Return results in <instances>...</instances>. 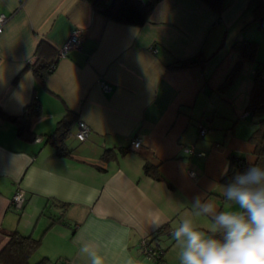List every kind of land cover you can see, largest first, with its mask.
<instances>
[{
    "label": "crops",
    "instance_id": "0c3cea01",
    "mask_svg": "<svg viewBox=\"0 0 264 264\" xmlns=\"http://www.w3.org/2000/svg\"><path fill=\"white\" fill-rule=\"evenodd\" d=\"M250 1L228 0L217 14L202 0H160L143 26H133L83 0H0V15L8 17L0 32V106L21 115L34 96L42 106L32 121L33 141L0 118V252L17 230L41 238L33 255L52 264H89L80 243L96 246L106 264H156L139 248L153 235L166 248V263L179 264L172 231L194 217V197L227 206L220 179L230 156L256 160V124L245 113L256 70L264 74V31L253 22ZM77 30L85 36L82 47L59 58L40 86L27 69L39 43L58 50ZM238 40L259 45L241 108L218 91V68L238 60L232 50ZM200 51L204 65L169 68ZM69 111L77 121L65 141L69 153L59 155L46 135ZM79 120L92 130L85 141L76 137ZM200 124L209 127L202 137ZM135 138L138 149L131 147ZM191 145L195 154L184 150ZM147 162L164 178L147 174ZM18 188L26 193L22 211L11 205ZM196 220L208 230L207 218Z\"/></svg>",
    "mask_w": 264,
    "mask_h": 264
},
{
    "label": "trees",
    "instance_id": "16d2710c",
    "mask_svg": "<svg viewBox=\"0 0 264 264\" xmlns=\"http://www.w3.org/2000/svg\"><path fill=\"white\" fill-rule=\"evenodd\" d=\"M90 4L98 13L102 14L109 20L117 23L143 26L151 15V12L160 0H83ZM215 13L221 14L227 5L228 0H202ZM253 15V22H257L259 27L264 31V0H251L248 6ZM259 45L255 40H238L232 46V50L238 52L239 58L234 63L231 72L227 76L225 88L230 87L238 73L243 69L244 64L253 63L257 59ZM58 50H55L46 41H41L36 50V60L27 65L35 74L40 86L45 87L47 77L53 73L58 63ZM207 58L200 51L194 57L181 60L169 68H187L197 65H204ZM25 71V70H24ZM22 71L17 79L24 72ZM264 74L262 70L257 69L253 85L250 91V101L246 108L251 119L256 124V129L251 135V140L255 145V156L257 163L264 166ZM42 113L41 102L37 96L25 106L21 115H10L0 106V118L13 123L17 127L18 136L25 141H33L36 138L32 130V121ZM77 121V115L69 111L61 120H59L56 129L46 136V142L56 147L59 155L69 153L66 147V138L71 130V126ZM109 150L105 156L108 157ZM245 158L231 155L229 158V167L220 181L226 184L237 172H244L251 164ZM147 174L155 179H163V175L157 167L147 162L144 165ZM61 205L65 206L61 203ZM58 220H62L59 218ZM57 221L53 220L51 226ZM41 238H34L32 235H24L19 231H13L10 234V240L0 252V264H31L30 258L40 247ZM35 264H52V262L43 258Z\"/></svg>",
    "mask_w": 264,
    "mask_h": 264
},
{
    "label": "clouds",
    "instance_id": "9594fccd",
    "mask_svg": "<svg viewBox=\"0 0 264 264\" xmlns=\"http://www.w3.org/2000/svg\"><path fill=\"white\" fill-rule=\"evenodd\" d=\"M222 187L227 206L218 208L209 197L196 196L194 217H186L174 227L179 264H264V166L251 164ZM196 218H207L208 230ZM79 254L89 264H106L105 256L92 243H80Z\"/></svg>",
    "mask_w": 264,
    "mask_h": 264
},
{
    "label": "built area",
    "instance_id": "2783aa9c",
    "mask_svg": "<svg viewBox=\"0 0 264 264\" xmlns=\"http://www.w3.org/2000/svg\"><path fill=\"white\" fill-rule=\"evenodd\" d=\"M8 17L4 14L0 15V32L3 29L4 24L6 23ZM85 42V36L82 31H75L69 39L58 49V57L62 58L67 55V53L72 49H80ZM157 51L156 49H154ZM35 61V60H34ZM32 61V63L34 62ZM264 77V76H263ZM100 85L105 91H111L113 89L112 83L107 81L105 78H101L99 81ZM249 113H245V116ZM209 131L207 125H199V135L205 136ZM91 128L87 122L84 120L78 121V129L76 132V137L81 140H87L91 135ZM142 142L139 138H135L131 142V147L133 149H138L141 146ZM184 150L189 154H195L194 145L186 146ZM191 176H196L194 170L189 171ZM26 202V193L22 188H18L12 198L11 205L18 211H22ZM139 248L144 256L149 259H152L156 264H167L165 261V251L166 248L163 243L154 237L153 235H146L141 239Z\"/></svg>",
    "mask_w": 264,
    "mask_h": 264
},
{
    "label": "rangeland",
    "instance_id": "374dc122",
    "mask_svg": "<svg viewBox=\"0 0 264 264\" xmlns=\"http://www.w3.org/2000/svg\"><path fill=\"white\" fill-rule=\"evenodd\" d=\"M229 49L231 50V48H228V50ZM215 62H216V59L213 60V64ZM234 63L235 62H233L231 64V61L228 60L221 66L222 68H220V67L218 68V70H220L219 74L222 77V79H221L222 82L218 86V91H220L221 94H224V95H228V94L230 95L231 94V97H229V101L233 103L232 105L234 107L241 108V106L243 104L242 100L245 96V90H246V88H244V87L247 84L245 79H246L247 75L250 74V65H249V63L244 64L243 69H241V71L238 73V75L236 76V79L234 81V84H232L233 88L231 85L232 90L230 91V87L225 88L224 86H225V82L227 80V76L231 72V70L234 66ZM212 66L214 67L215 64L210 65V67H212ZM40 260H42V259H40L38 257V255H32V257L30 258V263L35 264V263L39 262Z\"/></svg>",
    "mask_w": 264,
    "mask_h": 264
}]
</instances>
